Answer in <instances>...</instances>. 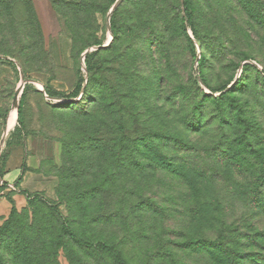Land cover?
I'll return each mask as SVG.
<instances>
[{"label": "rangeland", "instance_id": "1", "mask_svg": "<svg viewBox=\"0 0 264 264\" xmlns=\"http://www.w3.org/2000/svg\"><path fill=\"white\" fill-rule=\"evenodd\" d=\"M111 1L0 0V173H14L0 264H113L67 235L58 245L64 218L126 264H264V0H188L195 38H176L180 64L144 36L155 71L122 135L101 85L86 89L84 53L112 38ZM149 4L159 25L165 0ZM225 233L236 240L222 250Z\"/></svg>", "mask_w": 264, "mask_h": 264}, {"label": "trees", "instance_id": "2", "mask_svg": "<svg viewBox=\"0 0 264 264\" xmlns=\"http://www.w3.org/2000/svg\"><path fill=\"white\" fill-rule=\"evenodd\" d=\"M115 1L112 0L111 4ZM149 1L122 0L111 15L110 24L113 39L110 45L105 49H99L96 52L85 55L84 62L88 72L86 89H88V84H90L91 88L97 81V84L99 83L103 89L101 92L106 93L109 98L106 105L108 116H111L112 119L117 116L120 120H112L113 128L115 129L113 135H122L124 132L129 131L132 125L130 118L137 117L139 113H143L142 108L146 107H142L144 104L142 98L145 87L149 85L151 77L154 75L155 65L153 57L157 47L152 41L145 40L146 37L144 36L157 39V46L161 48L159 51L164 49L170 51L171 59L175 60V64H180L179 52L175 47L178 35L180 34L188 43H191L193 37L195 38V33L188 19L191 16L188 0H183L182 3L183 17H178V4H175V1L165 0L166 7L163 10L162 20L159 25L154 23L153 10ZM138 12L140 13L139 17ZM188 28L193 34L192 39L188 35ZM80 43V41H75V45ZM113 54L114 58L111 57L104 60L96 58L99 55L112 56ZM115 64H119V67ZM247 67H249L247 64L242 66V71ZM198 77L202 82V86L213 92L212 89L204 84L200 74H198ZM100 99L101 97L97 96V100L100 101ZM91 100V102H95L96 98H91ZM20 115L21 106L18 108V117ZM140 139H143V137H140ZM128 147L129 145H127V149ZM257 155L258 159L264 160V153L260 151ZM70 159L72 160L71 156ZM67 164H69V168L65 170V173L71 174V178L75 177V169L72 163L69 161ZM6 173V170L2 171L0 177L3 179ZM7 186H9V183L2 182L0 192L6 189ZM63 221L60 234L56 240L58 245L61 244L63 235H67L71 241L80 246L98 249L106 253L111 257L113 264H126L120 253L115 250L114 244L108 242L88 243L79 239L69 227L68 219L64 218ZM256 236L257 240L261 239L264 241V234ZM233 240H236L233 233H225L221 238L217 239V246L224 250L225 245H228ZM189 242L190 240H185L181 244L188 245ZM212 244V242L203 237V250L208 251L209 248H212Z\"/></svg>", "mask_w": 264, "mask_h": 264}, {"label": "water", "instance_id": "3", "mask_svg": "<svg viewBox=\"0 0 264 264\" xmlns=\"http://www.w3.org/2000/svg\"><path fill=\"white\" fill-rule=\"evenodd\" d=\"M121 2H122V0H117V1L115 2V4L113 5V7L111 8L109 14H111V13H112V12H113V11L119 6V4H120ZM188 35H189V37L192 39V35H191L190 32H188ZM111 41H112V38L109 40V42H108L105 46H103V47H99V48H97V50L107 48V47L110 45ZM87 52H88V51H87ZM87 52L84 53V56L87 54ZM83 59H84V57H83ZM40 90L43 91L42 87H41ZM19 99H20V98H19ZM17 108H18V105H17ZM0 182H1V181H0Z\"/></svg>", "mask_w": 264, "mask_h": 264}, {"label": "bare ground", "instance_id": "4", "mask_svg": "<svg viewBox=\"0 0 264 264\" xmlns=\"http://www.w3.org/2000/svg\"><path fill=\"white\" fill-rule=\"evenodd\" d=\"M15 122H16V107H14V109L10 115V119L8 122V130L11 129V127L15 124Z\"/></svg>", "mask_w": 264, "mask_h": 264}, {"label": "crops", "instance_id": "5", "mask_svg": "<svg viewBox=\"0 0 264 264\" xmlns=\"http://www.w3.org/2000/svg\"><path fill=\"white\" fill-rule=\"evenodd\" d=\"M7 171V173L4 175V177H3V180L5 181V182H10V179L11 178H9V177H12V175L14 174L13 172H9L8 170H6ZM15 176V175H14ZM11 184V183H10Z\"/></svg>", "mask_w": 264, "mask_h": 264}, {"label": "built area", "instance_id": "6", "mask_svg": "<svg viewBox=\"0 0 264 264\" xmlns=\"http://www.w3.org/2000/svg\"><path fill=\"white\" fill-rule=\"evenodd\" d=\"M12 185L11 184H9V187H11Z\"/></svg>", "mask_w": 264, "mask_h": 264}]
</instances>
